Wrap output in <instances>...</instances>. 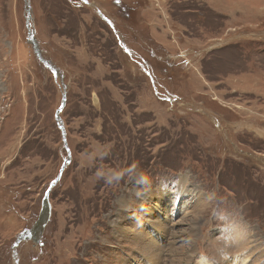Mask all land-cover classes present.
<instances>
[{"label": "rangeland", "instance_id": "obj_1", "mask_svg": "<svg viewBox=\"0 0 264 264\" xmlns=\"http://www.w3.org/2000/svg\"><path fill=\"white\" fill-rule=\"evenodd\" d=\"M191 250L264 264V0H0V264Z\"/></svg>", "mask_w": 264, "mask_h": 264}, {"label": "water", "instance_id": "obj_2", "mask_svg": "<svg viewBox=\"0 0 264 264\" xmlns=\"http://www.w3.org/2000/svg\"><path fill=\"white\" fill-rule=\"evenodd\" d=\"M30 12H31V6L29 5V10H28L29 16L27 18V25H30V21H31L30 19L32 17ZM28 40L30 41L31 45L33 46L36 55L40 56V51L38 50V43L34 39L33 33L31 31H29ZM68 152L70 154V151H68ZM58 178H59V176H58ZM58 178H57V180H58ZM50 215H51L50 197H49V194H46V196L43 200V205H42L40 216H39L37 222L35 223L34 227H32V229H31V233H32L31 236H28L27 232H22L19 235L20 238H19L18 242L23 240L24 236H26V235H27V239H29L31 237L30 240L36 241V237H40V235L44 231V228L50 219ZM37 243H39V240Z\"/></svg>", "mask_w": 264, "mask_h": 264}, {"label": "bare ground", "instance_id": "obj_3", "mask_svg": "<svg viewBox=\"0 0 264 264\" xmlns=\"http://www.w3.org/2000/svg\"><path fill=\"white\" fill-rule=\"evenodd\" d=\"M150 220H151V219H150ZM174 222H175V221H174ZM172 223H173V222H172ZM177 223H178V222H177ZM189 223H190V222H189ZM156 224H158V222H156ZM156 224H155L154 226H156ZM161 224H162V223H161ZM192 224H193V222H191V225H192ZM175 225H177V224H175ZM159 226H160V225H159ZM124 228H125V227H124ZM188 228H190L191 231L193 230V231L195 232L194 225L189 226ZM149 229H150V228L148 227V228H146V229H144V230L148 231ZM172 229H173V228H172ZM172 229H171V230H172ZM126 230H127V229H126ZM165 231L168 232V227H167V229H166ZM169 231H170V230H169ZM188 231H189V230H188ZM191 231H190V233H188V234L192 235V232H191ZM167 232H166V234H168ZM174 232H175V231H174ZM182 233H183V231H182ZM182 233H181V234H182ZM144 234H145V233H144ZM144 234H143V235H144ZM143 237H144V236H143ZM168 237H169V236H168ZM190 237H191V236H190ZM24 238L27 239V235L24 236ZM143 239H144V238H143ZM143 239H142V240H143ZM157 239H158V238H157ZM163 239L167 242V239H166V238H163ZM163 239L160 240V245H161V241H162ZM144 240H145V239H144ZM146 242H147V241H146ZM171 243H172V244H175L176 242H175V241H172ZM153 245H154V243H153ZM167 245H168V242H167ZM175 245H176V244H175ZM146 246H147V244H146ZM161 246H163V245H161ZM150 248H151V247H150ZM159 248H160V247H159ZM151 249H152V248H151ZM160 249H161V248H160ZM146 250H147V249H146ZM187 250H188V249H187ZM142 251H143V250H142ZM142 251H141V252H142ZM144 252H145V251H144ZM179 252H180V251H179ZM159 253H160V252H159V249H158L157 252L152 253L150 256H152V257L155 256V257L157 258V260H159V259H160L159 257L161 256V254H159ZM171 253H172V252H171ZM177 253H178V252H177ZM184 253H185V255H184L183 257H181L183 260H182V261H178V264H189V262L192 261V257H194V251H193V250H191V251H185ZM184 253H183V254H184ZM148 254H149V253H148ZM172 254H173V253H172ZM189 254H191V255H190L191 258H188V257H187ZM174 255H175V254H174ZM150 256H149V257H150ZM167 258H168V257H167ZM176 258H178V257H176ZM236 258H238V259H237V263H235ZM240 258H242V257L237 256V257H235L233 260H231L230 262H227L226 264H228V263L239 264V260H240ZM163 260H164V259H163ZM161 261H162V260H161ZM246 262H247L246 264H249L247 258H246ZM152 263L155 264L154 262H152ZM124 264H125V263H124ZM134 264H137V263H134ZM140 264H147V261L144 260V261L141 262ZM161 264H162V263H161ZM168 264H169V263H168ZM170 264H175V263H174V260H173L172 262H170Z\"/></svg>", "mask_w": 264, "mask_h": 264}, {"label": "clouds", "instance_id": "obj_4", "mask_svg": "<svg viewBox=\"0 0 264 264\" xmlns=\"http://www.w3.org/2000/svg\"><path fill=\"white\" fill-rule=\"evenodd\" d=\"M135 167H136V165H133L132 166V168H135ZM97 175L99 177V176H102L103 174L98 173ZM112 179H119V176H117V175L114 174L112 177L108 178V182L111 183Z\"/></svg>", "mask_w": 264, "mask_h": 264}, {"label": "flooded vegetation", "instance_id": "obj_5", "mask_svg": "<svg viewBox=\"0 0 264 264\" xmlns=\"http://www.w3.org/2000/svg\"><path fill=\"white\" fill-rule=\"evenodd\" d=\"M39 46V45H38ZM40 55H41V52H40Z\"/></svg>", "mask_w": 264, "mask_h": 264}]
</instances>
